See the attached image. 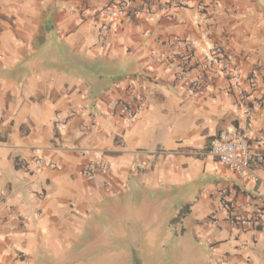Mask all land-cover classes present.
Returning a JSON list of instances; mask_svg holds the SVG:
<instances>
[{"label":"crops","instance_id":"0c3cea01","mask_svg":"<svg viewBox=\"0 0 264 264\" xmlns=\"http://www.w3.org/2000/svg\"><path fill=\"white\" fill-rule=\"evenodd\" d=\"M197 1L170 16L169 0H133L153 14L125 19L102 13L110 0H0V264H264V141L244 174L206 153L223 130L264 138V106L248 122L202 57L224 40L259 96L264 0H203L200 25ZM153 54L184 58L203 92ZM98 97L142 109L92 118ZM96 158L110 169L84 174Z\"/></svg>","mask_w":264,"mask_h":264},{"label":"built area","instance_id":"2783aa9c","mask_svg":"<svg viewBox=\"0 0 264 264\" xmlns=\"http://www.w3.org/2000/svg\"><path fill=\"white\" fill-rule=\"evenodd\" d=\"M217 0H211V4H216ZM133 0H110V3L105 6L102 13L105 16H112L118 14L122 18L130 19L134 16L145 14L147 17L152 16L153 10L151 7H137L134 6ZM189 4V0H169L166 4L159 6L158 11L170 16H175V9L184 8ZM210 5L203 0L197 1V14L195 21L198 25L207 21L206 10ZM201 37L209 44L210 37L205 30L200 31ZM178 42H187L191 50L197 48L195 40L190 38L176 37ZM154 60L157 62L163 61L166 65L177 64L178 72L176 78L188 82L192 88L193 95H200L205 87L199 79H192L189 75V69L186 65L185 59L174 55L153 54ZM204 62L207 66L213 69L216 76L221 77L227 81L229 88L242 99L243 113L247 121H251L257 110L264 106V87L259 96H254L250 92H246L243 82L245 81L250 88H253L259 77V73L254 70L244 78L240 70V62L237 57L229 52L226 48L224 40L212 42L205 49L202 54ZM85 97H88V92H83ZM104 106L105 110H102ZM93 113L92 118L99 117H121L126 124H130L133 119L141 112V105L135 99L119 100L114 98L98 97L92 102ZM264 138L258 137L250 139L247 129L223 130L215 136L211 137L207 143L206 153L217 158L229 169L236 173L244 174L249 168L252 159L258 162L263 160V155L259 152H253L252 142L255 144L263 143ZM33 165L36 169L48 166L55 167L51 161L34 154ZM90 168H100L102 170L110 169V165L100 158L91 160L88 166L83 169V173L87 174ZM143 169V165L133 163L131 170L138 172ZM258 224L257 220L253 221ZM212 246H209L211 249Z\"/></svg>","mask_w":264,"mask_h":264},{"label":"trees","instance_id":"16d2710c","mask_svg":"<svg viewBox=\"0 0 264 264\" xmlns=\"http://www.w3.org/2000/svg\"><path fill=\"white\" fill-rule=\"evenodd\" d=\"M183 213H184V212H183V209H182V211L179 213V216L182 215Z\"/></svg>","mask_w":264,"mask_h":264}]
</instances>
